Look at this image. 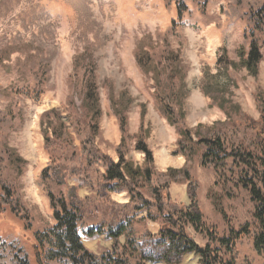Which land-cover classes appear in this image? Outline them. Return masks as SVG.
Segmentation results:
<instances>
[{
    "label": "rangeland",
    "instance_id": "rangeland-1",
    "mask_svg": "<svg viewBox=\"0 0 264 264\" xmlns=\"http://www.w3.org/2000/svg\"><path fill=\"white\" fill-rule=\"evenodd\" d=\"M179 3L186 6L182 15L177 12ZM234 6L235 0H0V137L26 160L19 177L13 168L9 175L30 216L27 227L8 209L0 215V237L17 240L31 264H37L34 236L53 224L47 197L51 190L68 199L83 200L80 233L84 242L96 252L109 248L112 241L105 234L88 239L82 228L99 222H117L128 212L120 206L129 202V196L125 190L104 188L101 162L88 167L81 156V144L73 133L80 102L76 95L73 103L68 100L81 85V71L75 72L76 57L80 56L81 68L88 63L96 66L102 105L96 147L118 159L115 147L120 141V131L109 105V86H113L116 92L127 90L134 98L129 111L131 133L138 130L141 104L146 105L145 125L150 129L148 142L154 151L156 167L180 168L185 157L173 154L175 128L159 115L152 99L154 81L143 72L137 58L148 53L155 61L161 52L179 51L187 66L189 93L184 106L187 125L195 127L198 123L224 120L225 115L218 108L209 107L199 81L205 71L217 72L222 47L227 48L232 60H237L238 48L248 46L251 26L245 10ZM230 74L237 83V87L230 88V97L258 119L254 92L257 86L264 91V64L260 65L257 78L244 69L231 70ZM54 108L60 110L67 123L66 134L74 138L68 145L56 142L47 148L42 114ZM127 155L134 162L143 161L141 152L131 149ZM193 173L199 181L197 198L204 218L208 224L217 226L220 234H228L231 228L240 229L252 221L254 204L246 190L237 188L234 198L219 199L226 214L223 218L210 196L221 194L214 172L202 168L196 160ZM170 194L176 204H190L187 183H173ZM152 222L147 221V227L156 233L159 223ZM188 230L196 242L205 244L206 239L193 228ZM236 252V264H264V254L254 250L248 237L236 243ZM46 262L63 264L59 260ZM191 262L200 264L195 253L182 257L180 264Z\"/></svg>",
    "mask_w": 264,
    "mask_h": 264
},
{
    "label": "trees",
    "instance_id": "trees-1",
    "mask_svg": "<svg viewBox=\"0 0 264 264\" xmlns=\"http://www.w3.org/2000/svg\"><path fill=\"white\" fill-rule=\"evenodd\" d=\"M207 2L209 0H200ZM235 9L245 10L251 31L248 46L237 50V60H232L226 47L220 49L217 72H204L199 81L200 91L209 99L210 108H218L224 120L210 124L198 123L195 127L186 123L185 101L189 88L186 81L187 66L179 51L169 49L153 61L151 55L138 56L137 61L146 75L153 79L152 99L159 115L175 128L176 147L173 154L185 157L182 167L159 170L154 151L148 142L150 129L145 125L146 105L141 104L138 130H129V111L134 98L127 90L116 92L109 86V105L120 131V141L115 147L117 160L96 147L102 105L96 66L88 63L79 66L76 57L75 72L81 71V85L69 95L70 103L75 95L78 118L73 133L81 144V156L88 167L98 160L103 171L102 185L109 191H127L129 202L116 204L128 210L117 222H99L83 226V235L95 238L105 234L111 246L101 252L90 249L83 240L80 226L84 221L83 200L68 199L63 193L48 190L47 197L52 211L53 224L35 234V258L37 264L46 261H62L63 264H146L164 262L180 264L182 257L195 253L200 264H236V243L248 237L258 254H264V91L256 87L254 99L259 111L255 119L230 96V88L237 87L230 71L246 70L257 78L264 61V3L258 0H235ZM185 4L179 3L177 12L182 15ZM41 125L45 146L56 142L69 144L72 134H66L67 123L59 109L45 111ZM77 126V127H76ZM132 141V145L130 143ZM133 149L143 153V161L135 163L127 156ZM74 153V152H73ZM96 160V162H95ZM198 160L204 169H211L221 194H210L215 208L223 218L226 214L219 201L222 196L234 198L236 189L249 193L254 204L253 219L240 229L231 228L228 234H220L217 226L208 224L198 196L199 181L193 173ZM26 160L0 137V215L9 209L28 227L29 210L19 195L10 168L19 177ZM47 171V168L44 170ZM173 183L190 186V204H176L171 198ZM214 196V197H213ZM142 213L145 215L140 216ZM147 221L159 223V230L151 232ZM201 235L206 242L200 245L189 233V228ZM0 264H31L24 247L17 240L0 237Z\"/></svg>",
    "mask_w": 264,
    "mask_h": 264
},
{
    "label": "crops",
    "instance_id": "crops-1",
    "mask_svg": "<svg viewBox=\"0 0 264 264\" xmlns=\"http://www.w3.org/2000/svg\"><path fill=\"white\" fill-rule=\"evenodd\" d=\"M264 64V61L261 63V65ZM143 154V153H142ZM135 161V160H134ZM142 161H136L135 163H141ZM124 201H126V196H124ZM128 200V199H127ZM153 223V222H152ZM85 243V242H84ZM86 244V243H85ZM87 245V244H86Z\"/></svg>",
    "mask_w": 264,
    "mask_h": 264
},
{
    "label": "bare ground",
    "instance_id": "bare-ground-1",
    "mask_svg": "<svg viewBox=\"0 0 264 264\" xmlns=\"http://www.w3.org/2000/svg\"><path fill=\"white\" fill-rule=\"evenodd\" d=\"M189 264H194L193 262L189 263Z\"/></svg>",
    "mask_w": 264,
    "mask_h": 264
}]
</instances>
